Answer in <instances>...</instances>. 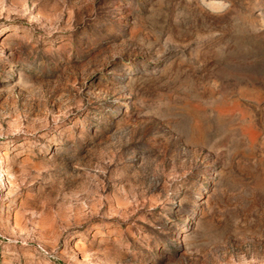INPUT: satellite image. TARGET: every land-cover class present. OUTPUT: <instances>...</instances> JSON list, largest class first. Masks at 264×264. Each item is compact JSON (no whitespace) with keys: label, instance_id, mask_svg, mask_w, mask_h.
<instances>
[{"label":"rangeland","instance_id":"rangeland-1","mask_svg":"<svg viewBox=\"0 0 264 264\" xmlns=\"http://www.w3.org/2000/svg\"><path fill=\"white\" fill-rule=\"evenodd\" d=\"M0 264H264V0H0Z\"/></svg>","mask_w":264,"mask_h":264}]
</instances>
